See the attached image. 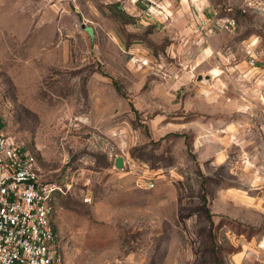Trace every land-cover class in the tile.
<instances>
[{"label":"rangeland","instance_id":"374dc122","mask_svg":"<svg viewBox=\"0 0 264 264\" xmlns=\"http://www.w3.org/2000/svg\"><path fill=\"white\" fill-rule=\"evenodd\" d=\"M210 1L0 0V115L69 186L65 264H264V0Z\"/></svg>","mask_w":264,"mask_h":264},{"label":"built area","instance_id":"2783aa9c","mask_svg":"<svg viewBox=\"0 0 264 264\" xmlns=\"http://www.w3.org/2000/svg\"><path fill=\"white\" fill-rule=\"evenodd\" d=\"M222 21L229 30L237 24ZM248 52L255 65V53ZM68 189L42 178L37 154L10 137L0 116V264H65L53 216L56 195Z\"/></svg>","mask_w":264,"mask_h":264},{"label":"crops","instance_id":"0c3cea01","mask_svg":"<svg viewBox=\"0 0 264 264\" xmlns=\"http://www.w3.org/2000/svg\"><path fill=\"white\" fill-rule=\"evenodd\" d=\"M158 1L159 4L162 6L164 11L168 10L169 13L172 11L177 15L184 14V12L189 13L190 10H192L190 17H193L194 24H197L196 22H203L204 18L203 16H207L210 11L211 1L210 0H181V9L179 10V3H177L178 0H155ZM178 6V7H176ZM163 13V10H162ZM168 13V15H169ZM193 23V22H192ZM227 123H223L224 129H222V133L220 136L226 137V140H228L229 133H233L236 138H243V129L240 128L241 123L239 121L230 122L226 121ZM238 139V140H239ZM236 156L238 157L239 149L236 147Z\"/></svg>","mask_w":264,"mask_h":264},{"label":"water","instance_id":"95a60500","mask_svg":"<svg viewBox=\"0 0 264 264\" xmlns=\"http://www.w3.org/2000/svg\"><path fill=\"white\" fill-rule=\"evenodd\" d=\"M199 79H202V75L199 76ZM125 166V159L122 156L116 158V167L123 169Z\"/></svg>","mask_w":264,"mask_h":264},{"label":"trees","instance_id":"16d2710c","mask_svg":"<svg viewBox=\"0 0 264 264\" xmlns=\"http://www.w3.org/2000/svg\"><path fill=\"white\" fill-rule=\"evenodd\" d=\"M114 85L116 86V89L118 90V92H120V93H122L123 95H125L124 94V92H123V90H122V87H121V85H119V83L117 82V81H115L114 80ZM1 116V115H0ZM2 117V116H1ZM2 119H3V117H2ZM4 120V119H3ZM5 123V122H4ZM55 231H56V233L58 234V231H57V228H56V226H55Z\"/></svg>","mask_w":264,"mask_h":264}]
</instances>
